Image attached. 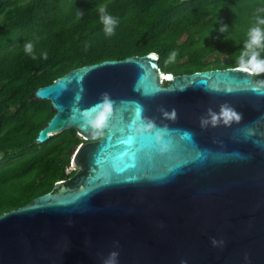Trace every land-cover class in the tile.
<instances>
[{
    "label": "water",
    "instance_id": "1",
    "mask_svg": "<svg viewBox=\"0 0 264 264\" xmlns=\"http://www.w3.org/2000/svg\"><path fill=\"white\" fill-rule=\"evenodd\" d=\"M158 60L82 66L34 92L54 112L35 143L67 130L83 143L72 177L0 215V264H264V82ZM105 96L106 127H83Z\"/></svg>",
    "mask_w": 264,
    "mask_h": 264
},
{
    "label": "trees",
    "instance_id": "2",
    "mask_svg": "<svg viewBox=\"0 0 264 264\" xmlns=\"http://www.w3.org/2000/svg\"><path fill=\"white\" fill-rule=\"evenodd\" d=\"M102 4L117 21L111 36L99 20ZM258 18L264 0H0V215L74 174L71 158L83 143L75 131L35 143L54 115L48 101L33 98L38 88L75 68L150 52L173 75L239 67ZM28 42L35 59L24 51ZM215 52L226 58L209 61ZM253 77L264 82V73Z\"/></svg>",
    "mask_w": 264,
    "mask_h": 264
},
{
    "label": "clouds",
    "instance_id": "3",
    "mask_svg": "<svg viewBox=\"0 0 264 264\" xmlns=\"http://www.w3.org/2000/svg\"><path fill=\"white\" fill-rule=\"evenodd\" d=\"M97 11L99 12V20L104 25L105 34L111 36L114 33V26L117 23L116 19L108 14L106 5H98ZM77 18H79V14ZM259 25H264V19L258 18L257 26L252 27L248 30V39L245 41L244 50L240 53L239 56V67L242 70L250 72L253 75L264 73V59H260V52L258 51V49L264 48V29L259 27ZM24 51L26 54L32 55L33 59L36 58L33 54V44L31 42H28L24 45ZM42 55L45 59L47 58L46 52ZM175 56L176 52H172L169 59L166 60V63H169V61L174 59ZM111 112L112 102L107 98V96H105L101 102L80 113V118L83 121V127H90L94 131L104 129L107 125ZM219 117L222 118L225 123L231 121L234 118L239 119V116L226 106L222 108ZM211 119L212 122L215 123V121L217 120V116L212 115ZM134 139L135 137L129 136L126 142L131 144ZM117 255L118 253L116 252L110 253L109 258L106 260L105 264H115V257Z\"/></svg>",
    "mask_w": 264,
    "mask_h": 264
},
{
    "label": "rangeland",
    "instance_id": "4",
    "mask_svg": "<svg viewBox=\"0 0 264 264\" xmlns=\"http://www.w3.org/2000/svg\"><path fill=\"white\" fill-rule=\"evenodd\" d=\"M219 28V27H218ZM216 58H220V59H225L226 58V55H225V53H223V52H215V53H213L212 55H210L209 57H208V60L209 61H213V60H215ZM1 158V157H0Z\"/></svg>",
    "mask_w": 264,
    "mask_h": 264
},
{
    "label": "flooded vegetation",
    "instance_id": "5",
    "mask_svg": "<svg viewBox=\"0 0 264 264\" xmlns=\"http://www.w3.org/2000/svg\"><path fill=\"white\" fill-rule=\"evenodd\" d=\"M72 177V176H71ZM68 179V178H67Z\"/></svg>",
    "mask_w": 264,
    "mask_h": 264
},
{
    "label": "snow or ice",
    "instance_id": "6",
    "mask_svg": "<svg viewBox=\"0 0 264 264\" xmlns=\"http://www.w3.org/2000/svg\"><path fill=\"white\" fill-rule=\"evenodd\" d=\"M171 79V78H170Z\"/></svg>",
    "mask_w": 264,
    "mask_h": 264
}]
</instances>
